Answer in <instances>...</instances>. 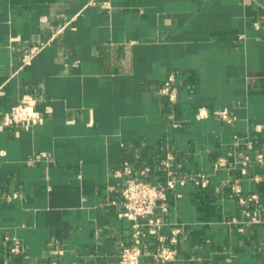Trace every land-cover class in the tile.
Masks as SVG:
<instances>
[{
	"label": "crops",
	"instance_id": "crops-1",
	"mask_svg": "<svg viewBox=\"0 0 264 264\" xmlns=\"http://www.w3.org/2000/svg\"><path fill=\"white\" fill-rule=\"evenodd\" d=\"M26 95L39 122L9 125ZM258 155L264 0H0V264H119L133 244L118 216L125 163L156 187L179 182L163 216L166 236L183 227L169 264H264Z\"/></svg>",
	"mask_w": 264,
	"mask_h": 264
},
{
	"label": "built area",
	"instance_id": "built-area-1",
	"mask_svg": "<svg viewBox=\"0 0 264 264\" xmlns=\"http://www.w3.org/2000/svg\"><path fill=\"white\" fill-rule=\"evenodd\" d=\"M42 47H33L22 58V66L31 65L34 56ZM161 93L165 95L169 101L176 102L178 100V90L175 87V78L170 77L164 84ZM38 99L33 95H26L21 102L12 108L10 113L5 117L9 125L22 127L27 125H35L39 122L40 112L37 109ZM207 113L200 111L199 118L207 117ZM220 117L225 121H230L229 113L224 110L220 112ZM45 154L40 157H45ZM252 160L249 155H243V165H247ZM256 160L263 163V155H258ZM175 161V156L172 153L167 154L163 161V166L170 170ZM224 164V159L219 162V165ZM147 169L141 175H145ZM171 173V172H170ZM118 177L125 180V186L122 191V211L119 213L120 219L128 220L133 225L132 239L133 244L123 247L119 264H144L142 258L146 249L149 247V239L159 244V249L152 255V261L149 264H169L177 261L178 256V238L183 231V227H177L172 230L170 236L163 234L165 222L163 216L168 213V189H174L177 186V181L170 180L167 187H156L144 179H138L132 176V169L128 163H125L123 169L116 173ZM194 182L198 186L207 187L208 179L205 176L195 178ZM183 184V182H180ZM240 192L238 188L235 189ZM18 195L10 197V200L17 198ZM253 200L257 196H252ZM14 245L11 248V253L18 255L22 251L21 242L16 238H9Z\"/></svg>",
	"mask_w": 264,
	"mask_h": 264
}]
</instances>
